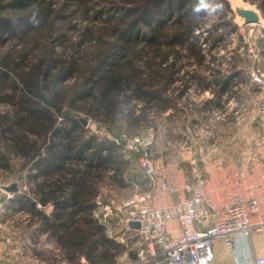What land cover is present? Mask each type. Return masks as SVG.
Masks as SVG:
<instances>
[{"label": "trees", "instance_id": "1", "mask_svg": "<svg viewBox=\"0 0 264 264\" xmlns=\"http://www.w3.org/2000/svg\"><path fill=\"white\" fill-rule=\"evenodd\" d=\"M242 1L264 19V0ZM199 4L0 0V174H18L25 184L5 208L25 213L34 227L32 256L54 262L44 249L52 245L65 264H113L124 245L106 236L91 211L103 187L134 181L111 138L155 130L167 112L165 123L185 132V122L201 123L238 97L234 87L247 81L242 59L235 55L224 75L214 55L226 35L237 34L230 4ZM210 7L217 17L207 26ZM256 49L264 60V27ZM204 92L212 97L191 102Z\"/></svg>", "mask_w": 264, "mask_h": 264}, {"label": "built area", "instance_id": "2", "mask_svg": "<svg viewBox=\"0 0 264 264\" xmlns=\"http://www.w3.org/2000/svg\"><path fill=\"white\" fill-rule=\"evenodd\" d=\"M247 83L264 86L258 67L249 73ZM233 101L229 99L223 108ZM232 110L237 114L235 124L240 123L237 108ZM222 111L212 112L213 119L222 118ZM256 124L254 150L220 156L214 143L204 149L199 145L190 150L188 167H166L170 174L153 164V128L142 136L121 133L111 138L136 155L146 189L120 202H105L99 194L91 216L107 237L130 247L127 252L135 258L128 264H212L215 241L229 251L234 264H264V256L253 255L250 248L252 234L264 230V99L257 105ZM173 196L178 197L176 202ZM130 222L139 228H130ZM11 244L9 235H0V256ZM81 263L88 264L83 259Z\"/></svg>", "mask_w": 264, "mask_h": 264}, {"label": "rangeland", "instance_id": "3", "mask_svg": "<svg viewBox=\"0 0 264 264\" xmlns=\"http://www.w3.org/2000/svg\"><path fill=\"white\" fill-rule=\"evenodd\" d=\"M250 6L254 7L253 5ZM230 7L232 9L231 4ZM209 9L211 10H209L207 26L212 25L217 17L212 14V7ZM233 16V23H235L238 28L237 34L226 35L224 41L219 45L217 50L214 51V55L216 54L217 58L221 59L220 67L222 73L224 75L228 73L229 66L233 62V57L237 55L242 59V63L238 65L244 69V76L246 78H248L249 73L255 70L256 67L264 74V60L259 57L256 49V40L262 33L264 19H261L262 22L260 25L242 27L239 19L234 14ZM217 32L219 33V31ZM239 36L241 37L242 43H240ZM236 87L238 97L234 99L231 105L223 108L221 113L224 116L219 120H215L214 117V119L208 118L209 120L200 121L201 123H198L194 128L196 131L193 134H180V132L175 129L168 132V126L164 121L165 115L156 119V125L154 127L156 132L155 141L151 148V154L153 164L158 170L160 169L163 173L170 174L172 171H168L166 167L186 168L190 150L193 151L195 148L197 149L199 145L204 149V146L214 143V148H216L215 152L220 156H235L243 150H254L253 140L257 137V105L260 100L264 99V89L262 88L264 86L248 85L247 81H245L239 83ZM193 99L197 100L195 97ZM194 101L191 100L193 103ZM233 108H237L238 116H240L241 119L238 124H235L236 119L234 118L237 114L234 115L232 113ZM89 127L95 131L93 125H89ZM173 127L172 125V128ZM147 129H142L140 136L145 135ZM123 133L132 138L138 136H130L129 134L127 135L126 132ZM177 135H179V137ZM186 137L189 138L186 139ZM212 149L213 148L210 147L209 151ZM121 152L129 161V165L125 171V177H129L134 182L126 189L103 187L100 191V196L101 200L105 202H120L146 189L142 186L146 179L138 167L136 155L128 150L122 149ZM12 183H17L18 185V191L16 193H24L26 191L22 177L18 174L12 176L0 174V224H4L3 228H0V235H9L12 240L9 250L6 254L0 256V264H65L57 259L58 253L54 251V246L52 245L45 246L44 249L54 256V262L42 261L30 254L29 247L31 242L29 238L34 227H29L27 224V215L25 213L21 211L13 212L5 208L7 206V201L13 194L4 192L1 187L9 186ZM253 234H261L263 238L262 240H255L253 243L250 241L252 253L256 256H264V230ZM40 239L42 241L43 237ZM127 247L130 248L129 246H124V252L114 257L113 264H128V261H132L129 259ZM126 252L127 256H125Z\"/></svg>", "mask_w": 264, "mask_h": 264}, {"label": "crops", "instance_id": "4", "mask_svg": "<svg viewBox=\"0 0 264 264\" xmlns=\"http://www.w3.org/2000/svg\"><path fill=\"white\" fill-rule=\"evenodd\" d=\"M195 98L197 100L193 99V101L195 100L194 104L197 105L199 102H201V101H203L205 99H209L210 97H209L208 92H207V94L204 92L202 95L196 96ZM167 114H168V112L163 114V115L166 116ZM192 118L196 119V115H194L193 113H192L191 116H188L189 120L192 119ZM211 118H213L212 115L209 116V119H211ZM197 125L198 124L193 125V124H188V123L185 122V125H184L185 126V130H184L185 132H182V130L180 128H178V125L177 126L173 125L174 126L173 128H172V125H170V126L167 125L168 126L167 131L171 132L172 129H175L178 132H180V134L183 133L185 135H189V134L195 133L196 130L194 128ZM188 138L189 137H186V139H188ZM186 167H188V164L186 165ZM177 198H178L177 196H173L172 197V201L176 202L178 200ZM262 238H263V235H261V234H252L251 241L253 243L255 240H259V239L262 240ZM212 264H234L232 259H231L229 251L226 250L219 241H215V243H214V261H213Z\"/></svg>", "mask_w": 264, "mask_h": 264}, {"label": "water", "instance_id": "5", "mask_svg": "<svg viewBox=\"0 0 264 264\" xmlns=\"http://www.w3.org/2000/svg\"><path fill=\"white\" fill-rule=\"evenodd\" d=\"M232 12L239 19L240 25L242 27L260 25L262 22V16L260 15L258 9L255 6L245 7L243 5L235 3L232 7ZM81 123L84 127L88 126L87 120L81 119ZM1 189L8 194H14L18 191V185L17 183H12L9 186L1 187ZM128 225L132 229L139 228V224L136 222H130Z\"/></svg>", "mask_w": 264, "mask_h": 264}, {"label": "bare ground", "instance_id": "6", "mask_svg": "<svg viewBox=\"0 0 264 264\" xmlns=\"http://www.w3.org/2000/svg\"><path fill=\"white\" fill-rule=\"evenodd\" d=\"M228 1H229L230 4L232 5V7H233V5H234L235 3H238V4L243 5V6H245V7L250 6V5L247 4V3H243L241 0H228ZM251 7H252V6H251Z\"/></svg>", "mask_w": 264, "mask_h": 264}, {"label": "clouds", "instance_id": "7", "mask_svg": "<svg viewBox=\"0 0 264 264\" xmlns=\"http://www.w3.org/2000/svg\"><path fill=\"white\" fill-rule=\"evenodd\" d=\"M201 7L207 8L206 0H200V4H199L197 10H199V8H201Z\"/></svg>", "mask_w": 264, "mask_h": 264}]
</instances>
